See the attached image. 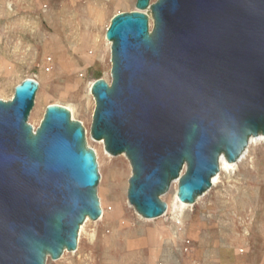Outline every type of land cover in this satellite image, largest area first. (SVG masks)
<instances>
[{
  "label": "water",
  "instance_id": "95a60500",
  "mask_svg": "<svg viewBox=\"0 0 264 264\" xmlns=\"http://www.w3.org/2000/svg\"><path fill=\"white\" fill-rule=\"evenodd\" d=\"M111 79L91 85V135L132 166L127 197L144 218L179 180L186 204L264 135V0H136L106 30ZM40 83L0 99V264H46L98 220L101 179L82 122L60 104L28 122Z\"/></svg>",
  "mask_w": 264,
  "mask_h": 264
},
{
  "label": "rangeland",
  "instance_id": "374dc122",
  "mask_svg": "<svg viewBox=\"0 0 264 264\" xmlns=\"http://www.w3.org/2000/svg\"><path fill=\"white\" fill-rule=\"evenodd\" d=\"M0 0V99L35 78L40 86L28 122L36 129L47 105L67 107L82 122L96 152L102 216L81 226L78 246L46 264H264V141L195 204L180 207L178 184L161 199L167 216L142 217L129 203L132 166L91 135L96 106L91 85L111 79V43L106 30L114 15L135 9L136 0ZM176 193V194H175ZM181 202V201H180ZM170 215L184 229L175 233ZM190 238L191 248L181 249Z\"/></svg>",
  "mask_w": 264,
  "mask_h": 264
},
{
  "label": "bare ground",
  "instance_id": "6f19581e",
  "mask_svg": "<svg viewBox=\"0 0 264 264\" xmlns=\"http://www.w3.org/2000/svg\"><path fill=\"white\" fill-rule=\"evenodd\" d=\"M261 141H264V135L260 134L258 136H251L249 141H248V145H247L246 149L243 151V153L241 154V156L239 157V159L236 162H228L226 157L224 155H222L220 157V172L227 173V172H231L232 170H234L236 168V166H238L240 163H243L244 160L247 158L248 153H249V148L250 147H256L257 145H259V143ZM99 143H103V142H99ZM123 155H125V154H123ZM219 179H220V174H218L217 176H215L213 178V185L217 184L219 182ZM178 183H179V180L177 179V180L172 182V186L177 185ZM177 202L179 203L180 207H186V206L191 205V204L188 205L186 203L180 202L179 199ZM86 221H88V219Z\"/></svg>",
  "mask_w": 264,
  "mask_h": 264
},
{
  "label": "built area",
  "instance_id": "2783aa9c",
  "mask_svg": "<svg viewBox=\"0 0 264 264\" xmlns=\"http://www.w3.org/2000/svg\"><path fill=\"white\" fill-rule=\"evenodd\" d=\"M17 0H8L7 1V6L9 9H13L14 8V4ZM168 209L167 211L164 213L163 216H167L168 214ZM168 219H171V222H172V226L175 228V233H178L179 231H181L182 229H184V221H183V218L182 216L180 215H170L168 217ZM191 244H192V241L190 238H187V237H184L182 239V244H181V249L183 252H187L190 250L191 248ZM160 264H163V263H160Z\"/></svg>",
  "mask_w": 264,
  "mask_h": 264
}]
</instances>
